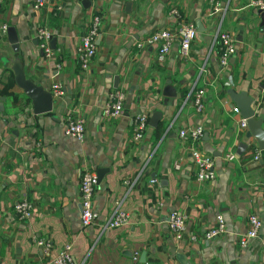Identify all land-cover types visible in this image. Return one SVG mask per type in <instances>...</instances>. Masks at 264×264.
<instances>
[{
    "label": "crops",
    "instance_id": "0c3cea01",
    "mask_svg": "<svg viewBox=\"0 0 264 264\" xmlns=\"http://www.w3.org/2000/svg\"><path fill=\"white\" fill-rule=\"evenodd\" d=\"M32 1L0 0V26L13 25L19 39L15 52L6 30L0 31V264H52L66 244L74 264H180L179 256L192 264H264V149L246 137L229 94L251 97L264 127L258 9L249 0H216V11L210 0H51L40 9ZM96 7L102 15L97 51L82 69L76 46ZM185 21L197 29L187 59L179 56L177 43L162 61L153 46L138 47L153 30ZM38 27L51 34V58L39 48ZM223 30L236 40L225 68L216 38ZM16 57L34 83L49 91L55 82L62 85L64 94L53 99L50 112L34 114L31 100L15 85L10 68ZM168 82L174 96L165 94ZM194 89L204 90L201 112L191 100ZM116 90L124 94L123 113L104 118L102 108ZM153 112L161 113L155 126L149 123ZM142 113L148 114L147 127L135 140V118ZM75 116L84 121L82 142L64 134ZM196 126L203 128L197 146L214 162V179L202 183L195 180L189 144L178 136ZM84 168L97 177L98 216L87 228L80 223ZM22 198L31 204L27 218L14 211ZM118 207L128 213L127 223L104 228ZM172 210L187 216L180 239L166 223ZM217 214L225 230L205 240ZM250 214L262 226L257 238L240 247ZM36 239L48 240L50 248Z\"/></svg>",
    "mask_w": 264,
    "mask_h": 264
},
{
    "label": "built area",
    "instance_id": "2783aa9c",
    "mask_svg": "<svg viewBox=\"0 0 264 264\" xmlns=\"http://www.w3.org/2000/svg\"><path fill=\"white\" fill-rule=\"evenodd\" d=\"M51 0H33L32 5L36 9L45 7ZM216 0H210L213 4V11L218 9ZM249 5L255 7L258 10H264V0H249ZM101 11L99 7H96L90 16L89 23L85 31L79 36L78 44L76 46L77 58L82 69H87L90 66L92 59L97 51V39L100 35V23H101ZM7 25L0 26V31L5 32ZM197 29L194 23L190 21L180 22L173 27H160L153 30L147 38L138 43V47L153 46L157 52V59L159 61L164 60L165 56L171 50L174 43H177L179 56L181 59H187L190 54L192 42L196 38ZM36 38L39 41V48L42 51L44 57L51 58L52 50L49 46V40L51 38L50 32L46 28L38 27L36 31ZM216 38L219 40L221 52L219 55V65L221 68H225L235 53V35L229 30L217 31ZM50 92L53 99H59L63 96L64 90L60 83L55 82L50 86ZM203 89H194L192 91V103L196 112H201L203 109ZM123 101L124 94L121 91H114L108 95V100L102 108V115L104 118H116L123 113ZM236 112L237 108H233ZM148 114L142 113L137 115L133 127V138L139 140L144 130L147 127ZM242 127H246L245 120L241 122ZM64 134L66 136L75 138L82 142L85 138L84 121L80 116L69 118L64 126ZM203 134V128L201 126L182 129L178 132V136L182 142L188 143L189 153L192 160L195 163V180L199 183L208 182L214 179V162L213 159L203 153L198 148V143ZM258 159V154L254 156V160ZM178 167V166H177ZM97 183V177L95 173L84 168L80 176V223L83 228H87L94 224L97 219V212L93 207V194L94 188ZM14 211L21 217L27 218L31 215V204L25 198H22L14 202ZM128 213L117 208L111 218L103 225L104 228H117L123 226L128 221ZM185 213L172 210L167 215V226L170 232L176 239L182 238L186 229ZM248 229L239 236L238 245L245 247L250 239L257 238L262 226L261 219L255 215L250 214L248 216ZM225 230V221L221 214H217L215 217L214 225L206 230L203 234L205 240L217 237ZM192 240L196 237L191 236ZM36 243L42 246L45 250L50 248V242L44 239H36ZM135 258V257H134ZM52 264H74L71 256V247L69 244L64 245L57 253V255L51 261Z\"/></svg>",
    "mask_w": 264,
    "mask_h": 264
},
{
    "label": "water",
    "instance_id": "95a60500",
    "mask_svg": "<svg viewBox=\"0 0 264 264\" xmlns=\"http://www.w3.org/2000/svg\"><path fill=\"white\" fill-rule=\"evenodd\" d=\"M261 17V25L264 26V10H258ZM198 26V25H197ZM199 27V26H198ZM7 40L11 44L12 49L15 52L19 50V39L16 28L13 25H8L6 27ZM54 39H51L50 44L54 46ZM11 71L13 74V80L15 85L21 89L23 94L31 100L32 109L34 114H43L50 112L52 110L54 100L52 94L49 90L44 88V86L34 83L33 80L28 78L23 69L22 61L19 57H16L12 63ZM166 95L174 96V89L168 82L166 86ZM230 98L235 103L236 108L239 110L241 117L245 120L247 126L246 137H253L255 140L254 147L262 150L264 149V127L263 118L257 117L255 115V110L252 108L253 99L246 95L245 92L236 93L233 90L229 91ZM4 96L0 97V112H3ZM160 112H153L150 118V124L152 126L156 125L157 119L160 117ZM104 170L98 171V179L101 177ZM178 260L180 264H192L187 261L184 256H179ZM140 262H144L143 257H141Z\"/></svg>",
    "mask_w": 264,
    "mask_h": 264
}]
</instances>
